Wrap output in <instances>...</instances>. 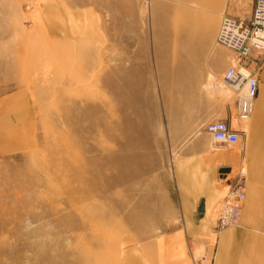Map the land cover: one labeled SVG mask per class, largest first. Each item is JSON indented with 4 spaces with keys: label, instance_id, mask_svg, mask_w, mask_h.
<instances>
[{
    "label": "rangeland",
    "instance_id": "obj_1",
    "mask_svg": "<svg viewBox=\"0 0 264 264\" xmlns=\"http://www.w3.org/2000/svg\"><path fill=\"white\" fill-rule=\"evenodd\" d=\"M228 1L226 14L250 19L251 0ZM4 13L10 59L21 61L8 86L27 88L31 108L5 130L18 148L0 154V264H120L124 249L172 228L176 160L226 151L207 123L246 122L222 90L225 13H99L101 36L82 43L49 37L39 0H10Z\"/></svg>",
    "mask_w": 264,
    "mask_h": 264
},
{
    "label": "crops",
    "instance_id": "obj_2",
    "mask_svg": "<svg viewBox=\"0 0 264 264\" xmlns=\"http://www.w3.org/2000/svg\"><path fill=\"white\" fill-rule=\"evenodd\" d=\"M9 1L0 0V80L6 85L4 90L0 87V154L18 148L10 144L5 130L25 123L31 108L27 88L19 86L11 91L8 86L14 76L11 67L21 64L19 58L10 59V13H4ZM39 1L40 25L47 35L54 41L77 43L101 36L99 13H231L233 7L228 0H185L189 5L176 10L170 3L178 0ZM198 18L199 30L194 29L199 32L201 16ZM252 56L258 62L259 92L251 120L236 122L233 116L219 119L240 132L241 153L226 152L238 147L231 146L223 152L203 150L178 158L173 170L178 211L171 218L172 228L124 249L120 264H264V52L253 50ZM219 61L216 68L222 70L226 61ZM200 143L198 140L195 146ZM240 162L247 171L241 217L236 228L221 230L215 210L219 212L226 193L222 180L228 182V177L218 178L217 173Z\"/></svg>",
    "mask_w": 264,
    "mask_h": 264
},
{
    "label": "built area",
    "instance_id": "obj_3",
    "mask_svg": "<svg viewBox=\"0 0 264 264\" xmlns=\"http://www.w3.org/2000/svg\"><path fill=\"white\" fill-rule=\"evenodd\" d=\"M250 19L223 14L216 43L230 50L232 63L221 78L223 89L230 94L240 121L252 118L259 92L258 62L253 50L264 52V0H251ZM29 21V20H28ZM206 132L219 148L241 147L240 132L225 120H213ZM246 199V179L240 173L228 180L226 193L220 202L218 221L221 230L236 226Z\"/></svg>",
    "mask_w": 264,
    "mask_h": 264
},
{
    "label": "bare ground",
    "instance_id": "obj_4",
    "mask_svg": "<svg viewBox=\"0 0 264 264\" xmlns=\"http://www.w3.org/2000/svg\"><path fill=\"white\" fill-rule=\"evenodd\" d=\"M217 85H218V84H217ZM208 88H209V85H208ZM210 88H211V87H210ZM219 89H220V88H219ZM222 90L225 91L223 88H222ZM219 91H220V90H219ZM246 122H247V121H246ZM85 162H87V160H85ZM86 164H87V163H86ZM86 164H85V165H86ZM74 170H75V168H74ZM80 170H83L82 172H84V168H83V169L81 168ZM75 171L77 172L78 170H75Z\"/></svg>",
    "mask_w": 264,
    "mask_h": 264
}]
</instances>
